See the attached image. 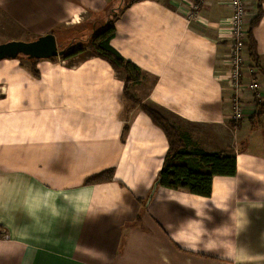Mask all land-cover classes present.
Wrapping results in <instances>:
<instances>
[{"label":"crops","instance_id":"0c3cea01","mask_svg":"<svg viewBox=\"0 0 264 264\" xmlns=\"http://www.w3.org/2000/svg\"><path fill=\"white\" fill-rule=\"evenodd\" d=\"M245 2L249 28L259 0ZM116 3L0 0V44L53 33L59 50L74 49ZM260 4V68L247 52L243 69L244 85L260 87L244 90L239 121L228 78L230 0L131 2L111 41L142 72L128 89L125 72L88 50L0 60V264H264V117H254L264 101ZM142 103L190 149L235 156L236 174L215 176L210 196L157 184L169 143ZM107 169L112 181L85 182Z\"/></svg>","mask_w":264,"mask_h":264},{"label":"trees","instance_id":"16d2710c","mask_svg":"<svg viewBox=\"0 0 264 264\" xmlns=\"http://www.w3.org/2000/svg\"><path fill=\"white\" fill-rule=\"evenodd\" d=\"M135 1L139 0L127 1L111 18L109 16L113 10L109 8L108 11L110 12L106 11V14L109 15L106 24L86 37L76 36L75 40H80L79 44L74 49L64 47L62 49L64 52L60 57L67 59L88 50L107 61L115 70L125 72L127 89L130 83L140 81L142 75L140 68L126 60L111 45V41L116 35L115 20L117 16L131 2ZM260 2L262 0H259V11L249 25L247 38V52L257 68H260V56L253 31L263 15ZM21 58L25 59L26 57ZM57 58L50 59L56 60ZM35 74L38 75L37 72ZM126 95L128 98L134 99L128 90H126ZM135 101L139 103L137 100ZM140 106L154 124L163 130L169 143L162 169L158 174L157 184L171 189H187L194 194L210 196L215 176H234L236 174L237 161L235 156L226 152H208L199 147L190 149L188 138L183 136L164 115L149 105L142 103ZM254 117H257L258 120L264 117V101H257V113ZM113 178L114 170L107 169L89 177L85 182L88 184L103 183L112 181Z\"/></svg>","mask_w":264,"mask_h":264},{"label":"built area","instance_id":"2783aa9c","mask_svg":"<svg viewBox=\"0 0 264 264\" xmlns=\"http://www.w3.org/2000/svg\"><path fill=\"white\" fill-rule=\"evenodd\" d=\"M232 17L229 22V34L232 36V48L229 57V80L235 89L231 118L239 121L244 117L245 104L242 100L244 90L257 91L259 83L252 81L246 86L243 83V69L247 59L248 23L245 0H230ZM198 6H195L197 8Z\"/></svg>","mask_w":264,"mask_h":264},{"label":"water","instance_id":"95a60500","mask_svg":"<svg viewBox=\"0 0 264 264\" xmlns=\"http://www.w3.org/2000/svg\"><path fill=\"white\" fill-rule=\"evenodd\" d=\"M64 51L59 50L53 33L40 36L33 41H9L0 44V60L26 57L30 60L58 57Z\"/></svg>","mask_w":264,"mask_h":264},{"label":"rangeland","instance_id":"374dc122","mask_svg":"<svg viewBox=\"0 0 264 264\" xmlns=\"http://www.w3.org/2000/svg\"><path fill=\"white\" fill-rule=\"evenodd\" d=\"M127 1H130V0H117V3L113 6V8H111L113 11H111V14L110 16L108 14H106L107 16H109L110 18L113 16L114 13H117L122 7L123 5L127 2ZM110 12V11H108ZM11 39V38H10ZM74 44H73V47H76L77 44H79L78 42L80 40H74ZM142 76V75H141Z\"/></svg>","mask_w":264,"mask_h":264}]
</instances>
